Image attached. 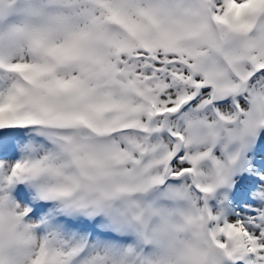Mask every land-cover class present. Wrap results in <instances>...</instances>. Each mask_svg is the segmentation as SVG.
<instances>
[{"label": "snow or ice", "instance_id": "obj_1", "mask_svg": "<svg viewBox=\"0 0 264 264\" xmlns=\"http://www.w3.org/2000/svg\"><path fill=\"white\" fill-rule=\"evenodd\" d=\"M0 264H264V0H0Z\"/></svg>", "mask_w": 264, "mask_h": 264}]
</instances>
